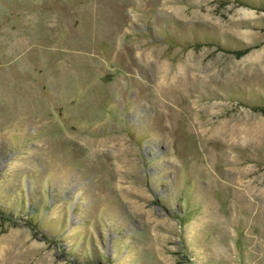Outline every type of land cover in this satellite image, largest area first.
I'll return each mask as SVG.
<instances>
[{
	"label": "rangeland",
	"instance_id": "rangeland-1",
	"mask_svg": "<svg viewBox=\"0 0 264 264\" xmlns=\"http://www.w3.org/2000/svg\"><path fill=\"white\" fill-rule=\"evenodd\" d=\"M0 264H264V0H0Z\"/></svg>",
	"mask_w": 264,
	"mask_h": 264
}]
</instances>
